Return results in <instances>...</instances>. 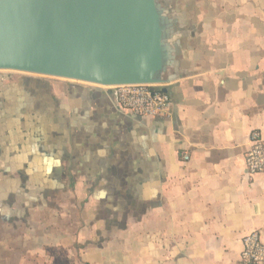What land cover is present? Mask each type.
Listing matches in <instances>:
<instances>
[{
  "label": "crops",
  "instance_id": "0c3cea01",
  "mask_svg": "<svg viewBox=\"0 0 264 264\" xmlns=\"http://www.w3.org/2000/svg\"><path fill=\"white\" fill-rule=\"evenodd\" d=\"M172 2L187 35L163 116L0 77V264H240L245 235L264 241V173L244 176L264 134V0Z\"/></svg>",
  "mask_w": 264,
  "mask_h": 264
},
{
  "label": "water",
  "instance_id": "95a60500",
  "mask_svg": "<svg viewBox=\"0 0 264 264\" xmlns=\"http://www.w3.org/2000/svg\"><path fill=\"white\" fill-rule=\"evenodd\" d=\"M186 35L172 0H0V70L167 85L180 78Z\"/></svg>",
  "mask_w": 264,
  "mask_h": 264
},
{
  "label": "built area",
  "instance_id": "2783aa9c",
  "mask_svg": "<svg viewBox=\"0 0 264 264\" xmlns=\"http://www.w3.org/2000/svg\"><path fill=\"white\" fill-rule=\"evenodd\" d=\"M162 85L128 84L110 87L117 93L118 103L122 108L141 116H163L171 106V97L162 90ZM190 160L188 153L183 156ZM264 173V134L252 130L249 135V149L245 155L247 180ZM240 264H264V241L259 231H253L242 239Z\"/></svg>",
  "mask_w": 264,
  "mask_h": 264
},
{
  "label": "rangeland",
  "instance_id": "374dc122",
  "mask_svg": "<svg viewBox=\"0 0 264 264\" xmlns=\"http://www.w3.org/2000/svg\"><path fill=\"white\" fill-rule=\"evenodd\" d=\"M36 76H40V75H36V74H30V73H25V72H18V71H11V70H0V77H3L2 80H20L22 78H26V77H36ZM5 78V79H4ZM51 78V77H49ZM57 79V78H56ZM101 88H105V87H101ZM4 230L2 229L0 233H4ZM3 234H1V239L3 240L2 236ZM14 248L12 249L13 253L15 254L16 252H20L21 251V247L18 246L17 244H14ZM17 245V247H16ZM8 244L5 242H0V256H1V262H3V258L4 256H6L8 254ZM9 260L5 259V263L4 264H8ZM20 260H18L19 263ZM14 262H17V259L11 260V264H13ZM25 264H43L41 260H33L30 259L27 261V259L24 260ZM66 260L63 258H58L55 260V264H66ZM15 264V263H14ZM46 264V263H45Z\"/></svg>",
  "mask_w": 264,
  "mask_h": 264
},
{
  "label": "bare ground",
  "instance_id": "6f19581e",
  "mask_svg": "<svg viewBox=\"0 0 264 264\" xmlns=\"http://www.w3.org/2000/svg\"><path fill=\"white\" fill-rule=\"evenodd\" d=\"M60 79H62V78H60ZM65 80H67V79H65ZM71 81H73V80H71Z\"/></svg>",
  "mask_w": 264,
  "mask_h": 264
}]
</instances>
